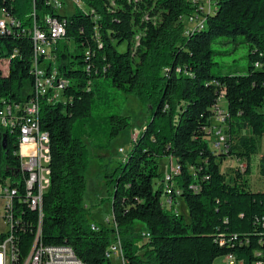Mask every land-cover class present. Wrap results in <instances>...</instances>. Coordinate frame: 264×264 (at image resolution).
<instances>
[{"label":"trees","instance_id":"trees-1","mask_svg":"<svg viewBox=\"0 0 264 264\" xmlns=\"http://www.w3.org/2000/svg\"><path fill=\"white\" fill-rule=\"evenodd\" d=\"M82 1L88 10L77 6L66 16L49 0H0V8L16 15L25 29L0 36V58L18 51L8 73L0 70V98L8 102H26L34 93L29 34L34 21L66 18L65 35L54 50L59 73L70 82L65 101L42 99L40 109L52 157L42 241L72 246L86 264H113L108 253L116 231L128 264H215L230 254L237 264H264V189L255 191L249 182L264 137V0H216L214 14L194 30L188 18L202 14L200 0ZM237 36L249 45L248 73L213 74L218 53L213 43ZM105 85L151 111L127 156L108 175L117 228L92 221L84 199L90 145L104 148L132 128L127 115L94 114L98 86L102 93ZM222 100L227 101L222 130L227 140L217 153L207 129ZM17 149L18 131L0 129L5 175L20 171ZM167 158L177 163L175 181L190 221L175 205L162 204L161 165ZM226 158L244 162L245 170L239 167L227 177L220 168ZM258 167L264 178V152ZM19 186L24 194V181ZM22 209L24 225L15 232L20 260L31 250L40 218L39 210ZM140 224L145 231L138 232Z\"/></svg>","mask_w":264,"mask_h":264},{"label":"built area","instance_id":"built-area-1","mask_svg":"<svg viewBox=\"0 0 264 264\" xmlns=\"http://www.w3.org/2000/svg\"><path fill=\"white\" fill-rule=\"evenodd\" d=\"M64 0H49V4L59 9ZM216 0H200L199 11L202 12L189 17L191 30L205 25L206 16L214 14ZM66 18L47 15L43 24L34 21L29 34L33 39L32 74L34 77V93L26 102H8L0 98V129L2 131H18V168L12 175H5L0 167V264H86L76 253L75 249L67 244L47 245L42 241V223L39 220L35 231L34 241L29 254L22 260L19 259L15 246V232L24 225L23 205L32 211L43 209L44 195L51 183V147L49 133L42 130L40 123V109L42 99L51 103L65 101L63 92L69 85V80L61 76L57 68L55 49L58 42L64 36L60 30V23ZM25 29L22 21L16 16L9 14L5 8H0V36L15 34L17 30ZM18 54L16 50L10 58H0V70L6 75L9 71L10 60ZM89 54V52H88ZM257 66L259 64H256ZM217 105L215 109L225 120V109ZM215 113V110H214ZM137 133L132 135V142ZM216 139L211 142L212 149L216 152L226 149L227 136L222 129L215 132ZM2 168V169H7ZM241 170L244 167L240 164ZM175 165L171 164L164 174V193L162 204L171 209L175 205V199L179 198L178 186L175 181ZM24 181L26 192L20 191ZM175 207V206H174ZM114 226V225H113ZM117 228V226H114ZM93 229H98L97 224H92ZM143 235H146L143 233ZM112 262L114 258L120 260V264H128L122 249V242L118 231L114 233L112 243ZM231 264H237L236 256H225ZM262 264V263H258Z\"/></svg>","mask_w":264,"mask_h":264},{"label":"rangeland","instance_id":"rangeland-1","mask_svg":"<svg viewBox=\"0 0 264 264\" xmlns=\"http://www.w3.org/2000/svg\"><path fill=\"white\" fill-rule=\"evenodd\" d=\"M64 1L65 2L59 8V12L63 15H72L77 6L88 10V7L82 0ZM188 26L191 28L193 27L190 26V24ZM200 27L202 28V26ZM126 48V43L119 47L121 51H125ZM213 48L218 51L217 55L215 56V61L217 64H215L212 68L213 74L226 75L248 73L249 45L243 41L242 36H237L236 38L220 37L213 43ZM103 81V79H96V83ZM99 86L97 90L98 96L95 100L94 114L105 115L121 113L129 116L132 123V128L122 130L117 137L111 139L106 147L95 148L93 145H90L91 156L89 167L86 172L87 185L84 195L85 205L88 208V212L92 221L98 224L102 223L113 227V225L116 226L112 209L114 186L109 182L110 177L108 175L113 172V170L118 165V162L122 160L126 153L131 149L134 142H132V135L137 133L136 137L138 136V132L141 131L143 125L149 121L151 111L149 108L143 106L139 100L132 95H126L123 91L107 85H105L107 87H104L103 92L101 93V87ZM220 104L222 106L220 107L221 109H227L226 100L220 101ZM214 110L215 113L211 119V126L207 129L209 133L208 139L210 142H214L216 139L215 130L221 128L223 131H225L227 129L226 123L223 122V119H220L222 116L217 112L216 109ZM247 134L248 133L243 132V136ZM136 137H134V139ZM263 152L264 137L258 140V154L253 157L252 171L249 177L251 187L255 191L264 189V178L261 177L258 167L259 156ZM240 164H242L245 170L246 164L244 162H239L235 158H226L221 163L220 168L228 177L240 167ZM173 165H175V170L177 171V163ZM170 167L171 163L163 161L161 170L164 171L165 174ZM176 210H178L179 213L185 215L187 221H190L188 207L184 199H181L179 205L176 206ZM1 229L2 225L0 222V230ZM140 231H145L144 225L139 227L138 232ZM144 234L146 233L144 232ZM114 264H120V260L118 258H114ZM215 264L231 263L226 259L225 256H222L215 260Z\"/></svg>","mask_w":264,"mask_h":264},{"label":"bare ground","instance_id":"bare-ground-1","mask_svg":"<svg viewBox=\"0 0 264 264\" xmlns=\"http://www.w3.org/2000/svg\"><path fill=\"white\" fill-rule=\"evenodd\" d=\"M60 30H62V35H65L66 28H65V24L64 23H60ZM36 210H39V212H40V218H39V220H42V213H41L42 209H36ZM108 256L112 260V246L109 249Z\"/></svg>","mask_w":264,"mask_h":264},{"label":"crops","instance_id":"crops-1","mask_svg":"<svg viewBox=\"0 0 264 264\" xmlns=\"http://www.w3.org/2000/svg\"><path fill=\"white\" fill-rule=\"evenodd\" d=\"M144 126H145V125H143V127H144ZM143 127H142V128H143ZM141 130H142V129H141ZM138 133H139V132H138ZM128 152H129V151H128ZM128 152H127L126 155L123 157V159L127 156ZM163 161H164V162L167 161V163H171V164H175V163H176V161H175L174 158H167V159H164ZM163 161H162V162H163ZM181 199H182V198H178V199H177L176 204H175V207L179 205ZM140 227H141V224H140Z\"/></svg>","mask_w":264,"mask_h":264}]
</instances>
